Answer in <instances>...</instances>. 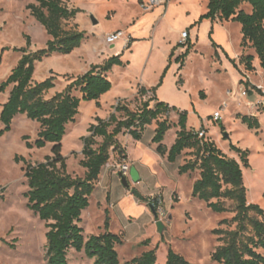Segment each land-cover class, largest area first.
<instances>
[{
  "label": "rangeland",
  "instance_id": "rangeland-1",
  "mask_svg": "<svg viewBox=\"0 0 264 264\" xmlns=\"http://www.w3.org/2000/svg\"><path fill=\"white\" fill-rule=\"evenodd\" d=\"M64 1L67 5L73 3V0ZM190 1L189 4L179 5L176 10L171 11L165 20H160L157 9L152 16L143 17L147 13L143 11L138 0H75L74 4L86 11L79 17V23L85 24L83 30L87 34V40L104 39V43L107 44V36L113 33L110 31L116 28L126 30L130 24L136 22V25H141L142 31L139 36L149 37L154 34L160 45H163L177 36V30L182 27L189 29L195 23L193 21L195 16L207 9L204 0ZM33 2L36 3L35 0H0V85L18 65L22 57L19 50L33 48L39 51L46 47L45 40L49 36L45 28L27 10V6ZM243 8L246 12L251 11L249 6ZM151 13L153 12L148 14ZM92 17L97 20V25L93 23ZM199 17L200 15L196 18V22ZM63 25L65 29H69L74 26V23L66 21ZM230 25L234 27L228 28L226 34L230 40L229 47L233 50L237 39L235 35L237 24ZM95 29L96 32H94ZM187 32L189 33L188 30ZM231 33L234 34L232 37ZM26 36L31 38L30 47H28ZM124 40L125 38L119 40L113 51H116ZM81 46L70 55L55 53L42 62H38L34 81L36 83L45 81L49 70L80 75L85 61H96L90 42L84 43L82 49ZM210 47L209 31L207 32L202 25L197 37L198 52L188 57L183 72L179 74L185 81L183 88L185 95L182 97L184 101L180 105L184 107L189 103L192 107L199 98V92L206 91L207 101L200 99L198 105L199 112L205 117L204 129L209 128L207 132L210 133L213 141L230 158L240 162L239 156L231 150V145L249 151L250 167L243 168L247 199L250 204H257L264 210V111L258 119L259 129H250L236 118L238 112L248 116L254 112L255 106L262 108L264 97L255 92L254 94L258 97L243 98L241 96L243 91L239 88V82L236 81V74L230 69L221 73L217 71L220 67H216L215 61L212 60ZM106 49L109 50V47ZM244 52L245 54L254 53L251 48H247ZM163 59L162 51L154 54V61L149 68L150 75L161 66ZM254 65L261 70L256 58ZM241 68L242 81L252 82L264 92L263 71L247 72L244 65H241ZM60 77L63 79L59 78L56 82L55 93L63 91L64 83L67 81L66 76ZM120 77L119 73L112 76L115 85ZM167 89L171 92L174 90L172 75ZM8 96L9 91L0 95V113ZM115 97L116 95H113L104 99L101 108L96 101L84 102L75 123L68 125L62 153L67 158L68 172L73 176L84 177L85 169L80 166V162L84 159L82 138L89 135L88 129L95 119L94 116L109 117L115 112L116 106L111 107ZM187 97L190 101H187ZM220 109L222 120L214 122L212 116ZM178 111L186 110L178 109ZM187 113L191 114V112ZM188 117L189 123L196 127L197 131L202 129L198 117L193 115ZM168 119L171 124L178 121L171 116ZM154 123L149 125L144 133L145 144L147 142L152 144L151 137L156 126ZM222 127L225 128L224 132ZM4 128L0 121V264H48L47 229L45 223L28 207L25 194L29 187L25 169L29 164L35 166L44 162L45 158L52 154V145L49 144L44 149L29 147L28 144L34 145L37 140L40 124L26 115H18L10 131L1 134ZM175 129L172 128L166 135V144H170L173 140ZM121 140L125 141L124 138ZM148 150L144 162L149 169L142 177L138 189L132 184L130 189L122 186L120 178L113 172L114 167L121 163L116 154L111 155L103 177L96 184L90 206L82 214L80 226L84 230V238L88 240L94 235L103 233L104 224L108 220L111 233L119 235L123 240V244L117 246L121 264L151 250L156 251L158 264H165L170 249L191 264H216L212 261V255L223 245V242L220 240L222 236L214 234V230H234L236 225L220 226V222L225 219L231 220L235 214L215 213L207 207L205 202L193 199L189 180L185 177L177 180L181 201L177 193H169L174 181L162 175L160 165L153 157L157 153ZM130 151L138 157L143 154L133 145H130ZM186 156L188 155H183L179 162H183ZM133 190L138 192V196L133 193ZM139 190L165 192L167 201L164 203V208L169 217L163 222L162 232L157 227L159 220L154 218L149 207L152 196L143 197ZM226 205L229 209H233L231 202H227ZM259 252L264 255L263 249H259ZM68 261L69 264H93V260L89 259L84 252L78 253L75 250L69 251Z\"/></svg>",
  "mask_w": 264,
  "mask_h": 264
},
{
  "label": "trees",
  "instance_id": "trees-1",
  "mask_svg": "<svg viewBox=\"0 0 264 264\" xmlns=\"http://www.w3.org/2000/svg\"><path fill=\"white\" fill-rule=\"evenodd\" d=\"M27 10L45 28L50 40L44 49L29 52L19 50L22 57L8 78L0 85V95L9 91L7 102L0 113V121L5 126L1 134L10 131L18 115H26L40 124L38 137L29 147L44 149L51 144V155L37 165H27L25 177L29 190L25 194L29 209L45 223L47 234L48 264H69L68 253L75 250L93 260V264H121L117 246L123 244L119 235L110 231L109 221L104 224V232L88 240L80 226L82 214L90 206V199L95 192L103 169L108 165L112 154H116L120 163L127 161L125 146L120 142L121 135L129 134L134 140H142L147 127L154 122L157 127L152 143L156 144V153L175 163L183 155L185 163L179 167L180 175H191L199 172L192 196L206 203L215 213H233L231 220L225 219L220 226L236 225L234 230H214L222 236L223 245L212 255L216 264H264V210L257 204H250L244 184L243 168L250 167L249 151L231 145L240 158V162L230 158L217 144L209 138L199 137V131L188 129V113L178 111L163 102H156L151 107L153 98L141 104L137 110H131L129 104L120 101L115 112L108 120L96 118V124L88 129V136L82 138L84 159L80 166L85 169L84 177L73 176L68 172L67 158L63 155V141L70 123H75L81 104L98 101L112 90V83L107 78L114 66H122L120 57H112L102 66H92L86 74L75 78L65 89L48 97L56 87V77L52 76L43 82L34 81L36 64L52 54L70 55L81 46L84 32L66 30L63 23L71 21L82 11L70 9L64 0H35ZM244 6L251 8L250 12ZM236 22L242 26V48L254 50L262 71L264 72V0H209L208 11L202 15L192 28L205 20ZM212 32L210 33L211 39ZM28 47L31 38L26 36ZM132 43V39L128 45ZM213 46L217 45L213 42ZM193 45L188 40L184 54L177 58L180 70ZM161 82L171 67V58ZM255 57L243 56L240 63L247 72H255ZM232 64L237 67L235 61ZM53 74V73H52ZM246 94L256 91L261 97L264 92L252 86L249 81H242ZM156 89L153 90L155 92ZM141 89L139 95L146 94ZM99 105V104H98ZM264 111V106L259 108ZM177 112L179 120L171 124L168 117ZM238 119L250 129H259L256 117L238 116ZM178 128L177 138L171 148L165 144V138L172 128ZM204 130L206 133L207 131ZM222 131L225 128L222 127ZM19 159V158H18ZM227 202L233 204L229 209ZM125 264H158L155 250L143 253L140 257ZM165 264H191L183 256L168 251Z\"/></svg>",
  "mask_w": 264,
  "mask_h": 264
},
{
  "label": "crops",
  "instance_id": "crops-1",
  "mask_svg": "<svg viewBox=\"0 0 264 264\" xmlns=\"http://www.w3.org/2000/svg\"><path fill=\"white\" fill-rule=\"evenodd\" d=\"M74 1L75 0H73V3L72 4L70 3L68 5V7L70 9H80V8L76 7V5L74 4ZM141 2H142V0H138V3L140 6H141ZM189 2H191V1L190 0H169L167 4L158 6V7L154 8L150 11H144L143 10L145 13H147V14L143 15V17H146L148 15L152 16L154 14L155 10L157 9L159 12L160 20H165V19H167V17L169 16V13L171 11L176 10L179 5H183V4L187 5V4H189ZM204 3H205V6L207 7V9L202 10L200 13H198L195 16V19L193 20V21H195V23H196V18L199 15L201 17L202 15L206 14L208 11L209 0H204ZM33 4H36V3L33 2ZM80 10L82 11V13L78 14L75 19L71 20V21H73L74 26H72V28H69L66 30H77L79 32H84L83 27H85V24L79 23V17L83 16L84 12H86V11L84 9H80ZM149 12H153V13L148 14ZM231 23L237 24L235 26L236 27V34L235 35H236L237 39H236V43L234 44L233 50L230 49V47H229L230 46V40L228 38V35L226 34V31L228 28L234 27L233 25H230ZM97 24H98V22H97ZM97 24H95V25H97ZM99 25H100V22H99ZM202 25H204V28L207 32L209 31V40H210V44H211V47H210L211 58L213 61H215L216 67H220V69H217V71L221 73L223 71L227 72L228 71L227 69H230L232 72H234L236 74V81L239 82V88L241 89V91H245V86L241 84L242 78H241L240 72H243V70L241 68L242 64L240 63V60L243 56H247V55H253L257 59L258 62H259V60H258L255 52L252 54L251 53L245 54L244 51L247 48L241 47V43H242V39H243L242 26L239 23L232 22V21L221 22L219 19H217L214 22L211 20H205L201 24L197 25L194 28H192V26L189 29H187L188 27H182L181 29L177 30V36L174 39H169L163 45H160V42L157 40V37L154 34L150 35L149 37H147L146 35L139 36V34L142 31L140 29L141 25L140 24L136 25V22H134L133 24H130L126 30H124V28H122V29L116 28V29L110 31V33H112V32L114 33L117 31H123V32H125V35H127L128 39H130V40L132 39V43L130 44L129 48H128L127 42L124 41L121 45L118 46L116 51H113V49L117 46V44H113V45L105 44L103 41L104 39L98 40V39L94 38L93 40H87V34L84 32L85 38L83 41V45L87 41L90 42V44L92 45V47H91L92 52L94 53V55L96 57V61H93V60L85 61L83 71L80 75H75V74H71V73L55 72L54 70H49L46 78L48 79L52 76L56 77V81H55V84H56V82H58V79L62 78L60 76H64V77L66 76L67 81L64 83V89H65V87L67 85H69L75 78L82 76V75L86 74L88 71H90L92 66H102L110 58L119 56L123 65L122 66H114L112 68V70L106 74L107 78L110 80L113 87L109 93L102 96V98L98 102L100 104L99 108L102 107V103H103L104 99H106L107 97L113 96V95H116V97L114 98V100H112V102H111L112 106L111 107L116 106L120 101H125L129 104V108L131 110H137L141 106L142 103L147 102L148 100L153 98V101L151 102V107H153L156 102H163V103L168 104L170 107H175V108H178L179 110L185 109L187 112H191V114L188 113L189 116L193 115L194 117H198V119L201 122V126L204 129L205 117H203V115H201V113L199 112L198 105L200 104V99L207 101L208 94L206 93L205 90H202L199 92V98L195 102V105L193 103L192 107H191L189 105V103H187L186 106L181 107L180 104L182 101H184L182 97H184V95H185L184 94L185 91L183 89L184 85H185V81L183 79V76L179 75L180 72H183V70L186 66V62H187L188 57L191 54L198 52V50H197V37L199 35V32H200ZM187 30L189 31L188 40L191 42L193 47H192L191 51L189 52L188 57L185 60L184 67L180 70L181 65L178 64L176 60L180 55L185 53L186 48L185 49L184 48H178V45L180 44L181 33L184 31H187ZM94 32H96V29ZM211 32H212V35H211V39H210V33ZM233 35L234 34L231 33V37ZM50 39L51 38L49 36V38H47L46 39L47 41L45 40V42L47 43ZM213 42L217 45L216 48L213 46ZM83 45L81 46V49H82ZM159 46H161V47H159ZM106 47H109V50H107ZM81 49H79V50L81 51ZM157 51H162V53L164 54V59L162 61L161 66L158 69H156V71L153 72L152 75H150L149 74V70H150L149 68L151 67V65L154 61V54ZM29 52H36V49L31 48V49H29ZM172 52L174 53V56L171 58V67H170L169 71L167 72L166 76L164 77L163 83L161 85H159L161 82V78L163 76V73L169 64L170 56H171ZM81 58L85 59V57H81ZM231 60L235 61V64L238 65L239 69H238V67H235L232 64ZM255 68L258 69L257 71H255L256 73L258 71H262V69L260 70L258 68V66L257 67L255 66ZM118 73L120 74L121 77H120L118 83L115 85L113 80H112V76H114L115 74H118ZM73 75H75V76H73ZM171 75H172V78L174 81L173 92H171L167 89V84H168V81H169ZM248 78H250V76H248ZM250 83L252 84V82H250ZM252 86H256V85L252 84ZM256 87H258V86H256ZM56 89H57V85H56L55 89L50 91V93L48 94L49 98L56 94L55 93ZM141 89H145L147 92L143 97H141L139 95V92ZM154 89H156L155 92H153ZM251 91H252L251 94H247L245 97L242 95L241 96L243 98L251 97V96H257L258 97V95L254 94L256 91H254V90H251ZM187 101H190V99L188 97H187ZM257 103H258V101L256 102V104ZM82 105H83V103L81 104L80 109L82 108ZM217 111H215V112H217ZM261 112L262 111L259 110V107L255 106L254 112L248 116L256 117L257 119H260ZM95 113L97 114V112H95ZM239 115L247 116L244 114H240V112H238V114L236 116L237 119H238ZM170 116L174 119L179 120V116L177 115V113L172 112L170 114ZM109 117H100V116L96 115V117L94 116L95 119H94L92 124H96V118L108 120ZM189 120H190V118L188 117V123H187L188 129H194L197 131L198 129L196 127L192 126L189 123ZM177 122H175V123H177ZM154 124L156 125V123H154ZM156 127H157V125L155 126L153 136L151 137L152 139L154 137ZM174 128H176V127H174ZM207 129L209 130V128H207ZM207 129H205V130L207 131ZM178 131H179V129L176 128L173 140L171 141L170 144H166V142L164 141V144L168 148H171L172 145L174 144V142L177 138V132ZM206 136H207V138H209L210 140L213 141L209 132L206 133ZM122 138H124L125 141H122L121 140ZM119 140L123 144V146H125V148L127 150V155H128L127 161L132 165V167H135L137 172L139 173L140 181L138 183H132V185H135V187H137V189H138L139 183L142 182V177L146 173L147 169H149L148 165L144 162L145 156L147 155V153L149 151L148 149H150V151L156 152L157 145L153 144V143L149 144L148 142L145 144L144 143V136H143L142 140L136 141L129 134L121 135L119 137ZM130 145H133L135 148L138 147L140 149V151L143 153L142 156L138 157V156H135L134 154H132L130 151ZM153 157L159 163L162 175L164 177L174 181V182H172L173 185H172L169 193H177L179 196V200L181 201V195L179 194V188H178L177 180L179 181L181 177H183V178L185 177L189 180L190 191L192 194L194 184L200 177L199 172L193 173L191 175H189V174L188 175H180L179 174V167L185 163V160H183V162L180 163L179 159H178L175 163H170V162H168L166 157L163 158V157L159 156L158 154L157 155L154 154ZM105 168L102 171L100 179L103 177V172H104ZM139 192H140V195L143 197H149V196L151 197L154 194L161 193L164 197V203L167 201L165 198V195H164L165 192H162V191L161 192L160 191L159 192H155V191L154 192H143V191L139 190ZM193 199H195V198H193ZM115 207H116V205H115Z\"/></svg>",
  "mask_w": 264,
  "mask_h": 264
},
{
  "label": "built area",
  "instance_id": "built-area-1",
  "mask_svg": "<svg viewBox=\"0 0 264 264\" xmlns=\"http://www.w3.org/2000/svg\"><path fill=\"white\" fill-rule=\"evenodd\" d=\"M168 1L169 0H142L141 7L144 11H150L158 6L167 4ZM188 35L189 33L187 31H184L181 33L180 44H183V45L187 44ZM123 38H125L124 41H126L128 44L129 39L125 35V32L117 31L107 36L106 43L108 45H113ZM242 96H246V91H243ZM212 119L214 122H220L222 120L221 109L213 114ZM199 137L200 138L206 137V132L204 130H200ZM131 168H132V165L128 161H123L120 165H117L114 167L115 170L113 172L117 176L119 174H122L124 177L131 180ZM150 204L154 206L157 212V217H156L157 220L164 222L165 220L168 219L169 217L168 212L164 208V197L161 193L152 195L149 205Z\"/></svg>",
  "mask_w": 264,
  "mask_h": 264
},
{
  "label": "water",
  "instance_id": "water-1",
  "mask_svg": "<svg viewBox=\"0 0 264 264\" xmlns=\"http://www.w3.org/2000/svg\"><path fill=\"white\" fill-rule=\"evenodd\" d=\"M92 21L94 24H97V21L94 19V17H92ZM227 137H228V135H227ZM118 177L120 178L121 184L125 189H130L132 183H138L140 181L139 173L137 172L135 167L131 168V181L132 182L129 179H127L126 177H124L122 174H119ZM133 193L138 196V192L136 190H133ZM149 207L151 209V212H152L154 218H156L157 212H156L154 206L152 204H150ZM157 227H158L159 231L162 232L164 229L163 222L159 221L157 223Z\"/></svg>",
  "mask_w": 264,
  "mask_h": 264
}]
</instances>
